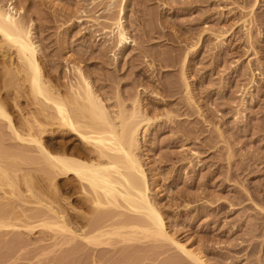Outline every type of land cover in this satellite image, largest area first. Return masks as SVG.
<instances>
[{
  "label": "rangeland",
  "instance_id": "374dc122",
  "mask_svg": "<svg viewBox=\"0 0 264 264\" xmlns=\"http://www.w3.org/2000/svg\"><path fill=\"white\" fill-rule=\"evenodd\" d=\"M81 1L0 4L31 25L44 80L61 83L72 60L91 73L96 87L107 84L140 96V107L152 120L143 130L139 156L175 237L202 252L209 264H264V0L252 12L255 0H126L123 23L133 42L116 63L123 70L114 76L120 85L104 76L119 68L112 65V54L99 57L113 40L103 24L108 14L79 12ZM17 65L15 49L0 46V93L15 120V101L29 108L15 94L30 91L26 72L16 78ZM21 164L16 165L28 168ZM25 233L18 244L0 237V264H92L71 249L43 255L52 245L44 240L56 232ZM113 250L94 253L95 264H119V247ZM161 252L151 247L131 264H164Z\"/></svg>",
  "mask_w": 264,
  "mask_h": 264
},
{
  "label": "bare ground",
  "instance_id": "6f19581e",
  "mask_svg": "<svg viewBox=\"0 0 264 264\" xmlns=\"http://www.w3.org/2000/svg\"><path fill=\"white\" fill-rule=\"evenodd\" d=\"M81 2L79 12L87 13L91 8L108 14L103 24L105 29L109 28L105 31L110 32L113 40L99 57L106 58L111 53L115 65L118 57L127 55L133 42L123 23L126 0L120 1L118 11L117 0ZM14 13H17L14 8L6 11L0 4V46L15 49L17 63L24 69L17 67L16 78L26 72L30 91L22 94L18 88L14 97L28 102L29 108L23 110L15 101L22 131L19 120L7 112L8 104L0 93V150L8 152L3 159L0 151L3 241L18 244L25 231L34 234L44 228L54 236L58 234L44 240L52 245L48 244L43 255L71 249L81 257H90L95 264L94 253L111 248L115 251L119 247V264H131L153 247L162 249L160 259L164 264H209L202 252L190 248L169 231L153 197L146 165L139 156L143 130L152 119L144 115L140 96L133 97L119 88H112L113 93L112 86L110 90L107 84L96 87L91 73L72 60L66 62L64 82L44 80L31 25L16 18ZM93 54L89 52V56ZM116 66L119 68L115 72H105L109 77L104 75L108 79L104 81L110 82L112 76L114 79L123 71ZM181 76L190 102V86L184 70ZM10 160L12 163L19 160L21 166L22 161L25 166L29 163L28 168L22 169L14 162L15 167Z\"/></svg>",
  "mask_w": 264,
  "mask_h": 264
}]
</instances>
